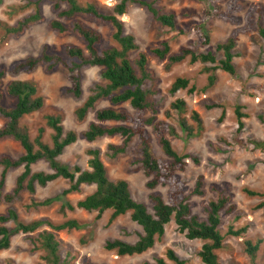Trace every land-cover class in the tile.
Masks as SVG:
<instances>
[{
	"label": "rangeland",
	"instance_id": "374dc122",
	"mask_svg": "<svg viewBox=\"0 0 264 264\" xmlns=\"http://www.w3.org/2000/svg\"><path fill=\"white\" fill-rule=\"evenodd\" d=\"M95 1L106 8H112L116 3V0ZM212 1L217 15L207 12L209 4L206 0H157V6L162 11L175 14V28L162 25L145 8L135 4H130L128 11L120 19L124 22L125 30L135 36L140 50L148 54L152 79L147 81V86L150 89V98L156 102L157 118L176 128L177 135L170 134L169 138L179 153L199 158L198 163L188 158L187 168L179 172L187 194L192 192L197 177L204 176V194L192 195L190 198L192 213L200 219H206L205 208L209 201L220 196H228L230 203L235 206L231 212L226 209L221 212L220 228L225 236L223 247L217 251L221 263L252 264L245 251L244 242L247 239L256 241L261 238L263 242L257 261L258 264H264V207H260L264 196H250L244 192L246 187L264 192V36L260 33V28L264 27V0ZM23 3L24 0H0V20L13 25L31 12L32 8L19 10L18 7ZM229 14L235 16L240 23H232L228 18ZM77 17L101 32V47L115 45L111 36L113 27L110 24L87 15ZM54 18L56 12L52 9V3L44 2L42 20L31 24L22 33L7 34L0 28V70L5 71L2 88L5 89L11 80L29 79L38 85L40 94L45 99V105L40 111L26 116L23 120V124L30 128L32 137L36 136L40 126H45L46 116L49 114L61 115L65 130H74L79 134L87 129L89 123L96 120L94 111H90L84 121H78L75 111L89 96L93 85L103 81L100 67L83 68L84 93L81 98L67 93L66 89L70 86L69 73L62 65L51 72L46 70L44 64L30 72L11 71L18 61L29 56H38L44 46L50 52L59 54H64L67 44L85 47V42L76 32L60 33L51 29L49 22ZM63 21L71 23L68 19ZM237 27L240 34L235 49L239 53L235 58L236 73L230 74L218 69L217 82L208 89H204L208 80V72L204 69L206 64L199 61L192 64L186 59L167 65V59H160L151 52L153 48L162 47L164 42H168L171 52L175 54L184 48H190L197 53L213 51L220 59L223 54L217 51L216 45L224 42ZM204 33L210 36L207 44ZM132 58H135V53ZM177 77L188 78L190 85H194L196 90L189 92L186 88L172 92L171 86ZM178 98L187 103L185 113L180 114L173 107ZM5 100L8 105L14 102L9 96ZM238 105L242 106L241 111L247 115L243 118L242 129H239L236 113ZM107 106H110V102L101 100L96 108ZM123 106L131 109L129 104ZM193 111L198 112L202 118L204 130L199 136L189 138L181 130L180 119L184 118L188 125L195 128ZM3 123L4 120L0 118V126ZM149 130L152 134L153 152L159 157H166L152 127ZM51 133L52 130L46 128L44 139L49 143ZM253 139L262 141L263 145L255 146L251 142ZM121 141L120 136H104L93 142L79 136L76 142L65 148L59 159L71 168L78 165L88 169V150L92 147L99 148L109 177L126 179L133 197L145 203L149 211L153 212L150 194L157 192L166 197L169 186L148 188L147 182L150 178L145 175L138 162V138L131 141L127 152L111 157L108 145ZM4 153L18 157L23 149L17 141L7 138L0 140V155ZM33 169L50 171L44 161L33 165ZM22 170L20 167L8 171L3 193L11 191ZM1 171L0 168V174ZM69 185L70 182L64 178H58L44 187L37 185L35 194L25 191L22 198L12 205L26 222L48 218L54 223L78 219L87 224L81 229L56 231L62 242L60 254L67 264H146L153 262L155 257L167 259L166 251L169 248L175 250L187 264H203L199 256L203 241L188 238L179 230L174 220L166 226L165 235L154 247L142 254L119 256L115 251L106 250L105 242L109 239L136 241L143 232L142 227L132 220L130 212L117 217L112 223H109L111 210H106L100 217L97 211L88 212L78 208L62 212L61 205L65 197L61 193ZM94 189V185L84 184L80 192L69 194L66 198L76 203ZM32 196L38 200L55 197V200L48 206L26 209L25 204ZM9 206L0 202V213L6 212ZM244 226L248 227L247 231L240 235L229 233L231 227L237 230ZM31 236L32 234L20 233L12 237L10 248L0 251V264H46L43 259L46 252L33 243Z\"/></svg>",
	"mask_w": 264,
	"mask_h": 264
},
{
	"label": "trees",
	"instance_id": "16d2710c",
	"mask_svg": "<svg viewBox=\"0 0 264 264\" xmlns=\"http://www.w3.org/2000/svg\"><path fill=\"white\" fill-rule=\"evenodd\" d=\"M208 1L209 14L217 15L212 0ZM51 2L52 9L56 12V18L49 22V27L57 32H76L85 42V47L67 44L64 54L53 53L46 46L43 47L38 56H29L18 61L11 68L12 72H30L38 65L44 64L48 72L53 71L59 65L68 70L70 86L67 93L76 98H81L83 88V68L97 66L101 68L103 81L96 82L91 88V93L86 100L77 107L75 114L78 121H84L90 111L95 113V121L89 123L87 129L82 133L74 130L66 131L62 123V116L49 114L46 116L45 126H40L35 137H32L30 128L23 124L26 116L40 111L45 105V99L40 94L38 85L29 79H14L2 88L4 70H0V118L4 123L0 126V140L11 138L17 141L23 153L18 157L4 153L0 155V202L10 205L6 212L0 213V251L11 246V239L20 233L32 234L33 243L42 248L46 254L43 259L46 264H67L60 254L62 242L57 237L56 231L81 229L87 226L78 219H68L62 223H54L48 218H40L33 221H24L20 218L13 203L22 198V194L28 191L35 194L36 186H46L48 183L64 178L70 182L61 196L65 197L61 205V211H74L83 209L88 212L97 211L98 217L106 210H111L109 223L117 217L130 212L131 218L139 224L143 232L139 234L136 241L130 242L121 238L109 239L105 242V249L115 251L119 256L142 254L154 247L166 232V226L174 220L179 230L184 232L190 239L203 241L199 256L203 264H222L217 251L223 247L225 236L220 225L222 223L221 212H231L234 204L230 203L228 196H220L216 200L209 201L206 206L207 218L200 219L192 213V195L204 194V176L199 175L191 193H185L184 183L179 177V172L188 166V158L196 163L199 158L191 154L179 153L169 135H177L176 128L163 120L157 118V106L154 99L150 98V89L147 81L152 79L148 54L140 50L133 34L125 30L124 22L120 16L128 11L130 4L145 8L153 19L164 26L176 27V16L174 13H166L157 6V0H116L112 8H106L95 0H24L19 10L32 8V11L22 16L13 25L0 20V28L7 34H20L28 26L43 18V4ZM234 2V1H233ZM64 4V6H63ZM78 15H87L100 21L106 22L113 27L112 39L115 45L101 47L103 37L100 31L84 23ZM230 15V14H229ZM232 23H240L235 16H228ZM63 19L71 20L67 24ZM203 29V27H202ZM264 36V27L260 28ZM240 29L235 28L230 36L222 43L216 45V49L222 52V58L218 59L213 51L197 53L190 48H184L180 53H172L168 42L162 47L151 50L158 58L167 59V65L182 62L186 59L189 63L202 62L205 71L208 72V80L204 89H208L217 82V70L221 69L230 74L236 73L235 58L239 53L235 51L239 39ZM205 44L209 43L210 36L206 33ZM135 53V58L132 54ZM207 64H210L207 66ZM188 88L189 92L196 90L190 85L186 77H177L171 86V91ZM6 96L14 99L10 105L5 103ZM101 100H108L110 106L96 108ZM129 104L130 108L123 106ZM173 107L181 114L187 111V103L178 98ZM212 107V106H210ZM242 106L236 107L239 120V129L244 127L243 118L247 115L241 111ZM224 115V113L222 114ZM223 117V116H222ZM195 128L188 125L184 118L180 119V127L187 137L199 136L204 130L203 121L199 113L192 112ZM152 127L158 142L166 157H159L153 152ZM46 128H50L51 143L44 139ZM79 136L93 142L104 136H120V143L108 145L109 155L117 157L128 151L134 138L139 140L140 163L144 173L150 179L147 186L155 189L160 185H168L167 196L162 193L152 192L150 199L153 203V212L147 205L136 200L131 192L126 179H111L108 175L107 166L102 158L99 148H90L89 168L83 169L76 165L71 168L63 163L59 157L65 148L76 142ZM255 146L263 145L257 139L251 140ZM40 161L47 163L50 171L34 170L33 165ZM22 167V172L17 176L15 185L9 192L3 193L10 169ZM84 184L94 185L95 189L84 198L73 203L66 197L69 194L81 191ZM244 192L250 196H264V192L244 188ZM55 197L36 199L33 196L25 204L26 209L31 207L48 206ZM264 207V200L260 203ZM13 223V224H11ZM247 226L229 233L240 235L247 231ZM34 235V236H33ZM263 240L256 241L247 239L244 242L245 251L251 258L252 264H258V251ZM166 258L155 257L153 262L146 264H187L178 253L169 248ZM8 264H13L9 262Z\"/></svg>",
	"mask_w": 264,
	"mask_h": 264
}]
</instances>
